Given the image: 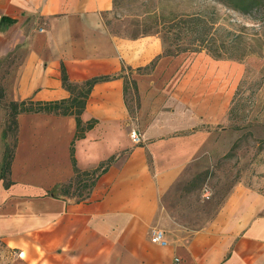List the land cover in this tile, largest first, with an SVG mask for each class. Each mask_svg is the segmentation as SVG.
<instances>
[{
	"label": "crops",
	"instance_id": "0c3cea01",
	"mask_svg": "<svg viewBox=\"0 0 264 264\" xmlns=\"http://www.w3.org/2000/svg\"><path fill=\"white\" fill-rule=\"evenodd\" d=\"M112 8L113 0H0V72L15 59L8 74L0 73L6 101L68 98L63 65L73 83L122 75L96 83L81 116L97 123L75 143L77 167L93 170L116 156L86 198L51 192L75 175V117L18 116L9 185L0 178V244L10 264H264V192L245 185L233 187L204 228L187 238L164 231L166 246L152 242L161 229L162 196L208 134L194 130L202 122L182 102L155 99L170 80L158 76L180 68L178 56L172 63L162 57L151 72L131 75L141 97L135 120L143 138L133 143L125 76L162 53L147 40L111 36L103 14ZM213 69L205 84L223 79ZM3 118L0 113V173Z\"/></svg>",
	"mask_w": 264,
	"mask_h": 264
},
{
	"label": "rangeland",
	"instance_id": "374dc122",
	"mask_svg": "<svg viewBox=\"0 0 264 264\" xmlns=\"http://www.w3.org/2000/svg\"><path fill=\"white\" fill-rule=\"evenodd\" d=\"M116 1L118 8L103 14L106 30L111 36L132 40V21L137 16H144L148 7L157 0ZM167 1V12L213 8L221 25L230 30L243 29L249 44H254L255 39L261 43L259 47L255 43L254 54L242 60H216L204 51L179 54L176 62H180V68L177 72L168 76L165 71L158 76L159 81L165 76L170 80L159 89L155 99L164 96L166 102H182L202 122L194 130L207 131L208 134L199 148L184 158L185 166L180 178L161 198V229L172 237L187 238L213 220L236 185L264 192V28L257 19L256 10L242 14L231 7L230 0ZM135 39L147 40L161 49L164 55L155 59L156 65L162 57L171 63L175 60V56L165 55V45L160 36ZM14 62L12 57L7 59L0 73L8 74ZM211 68L217 75L222 71L223 79H212L205 84V75ZM194 69H197L195 73ZM200 70H204L202 77ZM149 72L151 68L145 72L129 70L126 76L134 79L131 75ZM138 96L140 104L141 97ZM127 103L133 115L134 129L140 133L135 120L136 99L131 85ZM0 113L4 114L5 121L6 108H1ZM141 139L143 142L142 135ZM14 140L15 135L11 132L3 142L8 153L12 151ZM85 184L67 189L68 196L76 199L85 197L88 193L83 187ZM51 192L56 196L67 194L60 187ZM9 255L0 244V264H10Z\"/></svg>",
	"mask_w": 264,
	"mask_h": 264
},
{
	"label": "trees",
	"instance_id": "16d2710c",
	"mask_svg": "<svg viewBox=\"0 0 264 264\" xmlns=\"http://www.w3.org/2000/svg\"><path fill=\"white\" fill-rule=\"evenodd\" d=\"M222 1V0H219ZM169 1L157 0L148 7L144 16H137L131 23V37L133 39L139 36L158 35L161 37L165 45L166 56H178L183 53H198L206 52L208 55L216 60L221 59H238L242 60L254 54L256 47L261 46L260 40H253L254 44H249L246 34L241 30H230L221 25L218 20L217 12L215 9L206 8L200 11L193 10H180L167 12L166 7ZM230 5L234 10H238L242 14H248L256 10L260 21L264 28V0H230ZM118 8V3L113 0V11ZM6 19H2L4 21ZM161 54L157 56L158 59ZM155 58V59H156ZM155 59L148 65L139 67L136 70L145 72L153 70L155 67ZM130 71L131 68H128ZM122 75H102L88 79L82 83H73L70 81L64 65L62 66L61 80L64 88L70 93L66 99L57 101H36L33 99H25L21 101H6L5 90L0 86V109L6 108L5 125L2 130V139L6 141L11 132L15 135V142L12 151L8 153L5 148L3 161L1 164L0 178L6 181V186L9 185L7 180L10 173L14 150L17 143L18 132V116L23 113H46L55 116H74L76 119V133L71 142L70 156L74 167V178L67 184H61L60 188L63 192L67 191L73 186L86 182L83 185L88 190L86 198L97 179L115 160L116 156H112L107 161L101 163L96 169L89 171H81L77 167L75 158V143L85 137L86 133L93 129L97 123L96 120L83 122L81 116L84 112L89 95L93 86L102 81H108ZM130 81V82H129ZM131 85L134 89L136 99L135 111L140 107L137 82L135 79L125 76L124 94L127 102V93ZM130 113L131 110L127 103ZM133 116V115H132ZM64 196H68V191ZM79 198V199H83Z\"/></svg>",
	"mask_w": 264,
	"mask_h": 264
},
{
	"label": "built area",
	"instance_id": "2783aa9c",
	"mask_svg": "<svg viewBox=\"0 0 264 264\" xmlns=\"http://www.w3.org/2000/svg\"><path fill=\"white\" fill-rule=\"evenodd\" d=\"M131 139L134 144L139 145L142 142L141 139V134L137 130H132L131 134ZM152 242L156 243L160 246H166L168 244L167 239L165 237V232L162 229H155L153 231V237H152Z\"/></svg>",
	"mask_w": 264,
	"mask_h": 264
}]
</instances>
